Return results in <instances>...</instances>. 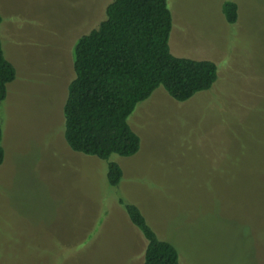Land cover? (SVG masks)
<instances>
[{"label":"rangeland","instance_id":"374dc122","mask_svg":"<svg viewBox=\"0 0 264 264\" xmlns=\"http://www.w3.org/2000/svg\"><path fill=\"white\" fill-rule=\"evenodd\" d=\"M112 0H0L16 78L0 103V264H142L135 203L181 264H264V0H167L172 54L217 64L210 89L162 87L128 122L140 137L117 186L106 162L71 150L62 107L76 40ZM225 1L238 17L226 22Z\"/></svg>","mask_w":264,"mask_h":264},{"label":"trees","instance_id":"16d2710c","mask_svg":"<svg viewBox=\"0 0 264 264\" xmlns=\"http://www.w3.org/2000/svg\"><path fill=\"white\" fill-rule=\"evenodd\" d=\"M222 12L233 24L238 6L225 1ZM171 30L167 0H112L105 18L74 44V76L62 107L63 137L71 150L106 162L110 186L123 176L110 156L129 157L140 148V137L128 122L136 105L158 87L183 102L210 89L217 79L214 61L171 53ZM15 78V65L6 58L0 36V103ZM2 137L0 124V166L5 158ZM119 204L146 241L142 264H181L178 249L159 237L135 203L119 198Z\"/></svg>","mask_w":264,"mask_h":264}]
</instances>
